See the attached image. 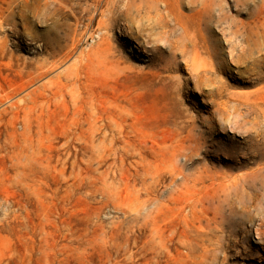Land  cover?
Segmentation results:
<instances>
[{
    "label": "rangeland",
    "instance_id": "1",
    "mask_svg": "<svg viewBox=\"0 0 264 264\" xmlns=\"http://www.w3.org/2000/svg\"><path fill=\"white\" fill-rule=\"evenodd\" d=\"M208 3L195 81L155 8L0 0V264H264V0Z\"/></svg>",
    "mask_w": 264,
    "mask_h": 264
},
{
    "label": "bare ground",
    "instance_id": "2",
    "mask_svg": "<svg viewBox=\"0 0 264 264\" xmlns=\"http://www.w3.org/2000/svg\"><path fill=\"white\" fill-rule=\"evenodd\" d=\"M187 1L190 4L189 8L191 10V13L189 15H184L181 12L180 8H181V6H183L185 4L184 0H96L98 6L101 4L106 5V8L101 10V13L103 15H105V17H106V21H105L106 29H109L110 27L112 28L114 20L119 19V18L120 19H127V18H129V16L132 14L133 11H139L143 7L155 8L157 11H159L160 21L162 23V27L163 28H169L166 30V32H169V31L174 32L177 30V27H180V29L182 28V32H181V34H179L177 39H174V40L167 39V40H165V43L168 44L169 49H170L173 57H176L178 54L184 56V59L187 60L189 67L192 68V72L190 73L189 78L194 79L195 81H199L202 78L201 76L204 75L205 73H214L213 70H211L209 68V64L201 59L199 49L204 48L207 51H212V49L210 47H208L209 46V39L208 40L203 39V41L200 43L197 41V39H195L196 37L194 38V35H192L191 32H192V30H196L199 27V25H200L199 20H202L203 10L206 7H208L210 5V3H208V0H187ZM228 3H230V2H228ZM84 16H85V14H84ZM254 22L257 24L258 23L260 24V22H262V24H264V5L259 10V13L256 16ZM101 31H103V30H101ZM250 37H251V35H250ZM108 44H109V41H108ZM112 48H113V46L110 43V45L108 47H106L105 49L108 52L109 51L111 52L113 50ZM174 61L176 62L175 59H174ZM217 64H218L219 69H224L225 61L217 60ZM168 69H178V65H171L170 67H168ZM253 69L256 70V73L258 75L256 77H254V79L252 81L255 83H258V82L264 80V53L261 54L260 57L255 60V63L253 64ZM247 98L249 100H244V101L238 100V104L248 105L249 107H252L253 109L257 110L259 112V114H261L264 118V110L262 109V108H264V87H260L257 90L247 94ZM219 110L220 109L217 108V111H219ZM260 135H262V133ZM251 142H252V144H254V143L259 144L258 140L251 141ZM260 143H264V137ZM183 148H184V146H183ZM260 149H262V150H260L259 153H257V156L264 157V147H262ZM183 153H181V154H183ZM263 168H264V165L260 166L258 168V171H260V169H263ZM199 224H202V223H199ZM194 243H195V241H194ZM200 243H202V242H200ZM208 248L209 247H207L206 250H208Z\"/></svg>",
    "mask_w": 264,
    "mask_h": 264
}]
</instances>
